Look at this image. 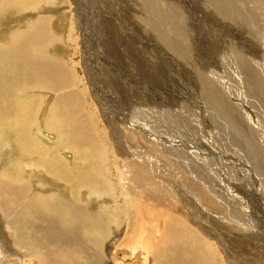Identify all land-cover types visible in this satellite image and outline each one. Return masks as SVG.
Here are the masks:
<instances>
[{"label":"rangeland","instance_id":"374dc122","mask_svg":"<svg viewBox=\"0 0 264 264\" xmlns=\"http://www.w3.org/2000/svg\"><path fill=\"white\" fill-rule=\"evenodd\" d=\"M40 1L36 10L29 3L28 10L22 11L15 0H4L0 16L10 10L16 15L33 12L25 23L42 16L51 24L59 18L66 24L70 53L66 52L68 60L59 58L57 63L65 69L67 81L76 82V95L68 107L88 115L92 141L86 145L99 142L107 152L110 170L115 173L113 182L124 185L121 180L127 170L129 186L138 184L136 191L143 193L146 187L134 182L133 171L135 166L139 170L140 159L149 162L153 182L159 185L156 190L163 191L168 202L180 197V205L189 214L185 213V223L213 236L207 240L219 255L214 257L215 264H229L228 257L264 264V97L258 91L259 85L264 86V0H224L223 7L214 0ZM151 24L155 33L161 30L165 34L167 43L154 37ZM40 44L50 48L53 42L48 38ZM36 96L39 99L33 94L21 99L37 102L34 115L41 104L45 111L53 100L50 93ZM67 110L63 106L60 111L65 114ZM9 119L0 114V124ZM86 145H77L72 154L83 159ZM53 149L58 155L65 150ZM194 167L201 171L198 178L193 175ZM97 170L107 177L102 169ZM118 185L114 184L113 191L118 190L119 195ZM170 218L167 215L165 220ZM13 226L9 222L8 227ZM8 227L0 228V246L16 264L22 253L9 239ZM27 254L23 262L35 264L34 254Z\"/></svg>","mask_w":264,"mask_h":264},{"label":"bare ground","instance_id":"6f19581e","mask_svg":"<svg viewBox=\"0 0 264 264\" xmlns=\"http://www.w3.org/2000/svg\"><path fill=\"white\" fill-rule=\"evenodd\" d=\"M3 1L0 0V6ZM214 1L223 7L224 0ZM15 2L22 6V11L28 10L29 3L32 4L33 10L42 4L40 0H15ZM10 11L0 16V50L2 51L0 54V108L3 109L0 114L10 117L9 120L0 124V228L8 227L9 222L14 225L12 229L8 227L11 236L9 239L16 248L21 249L22 253L20 259L16 257V264L27 263L23 261L28 256V252L34 254L35 264H215L214 257L219 255L207 240L213 236L207 234L209 231L204 228L200 229L203 232L201 233L195 228L196 226L193 228L192 224L191 227L185 223L187 211L185 212L186 207L180 205L178 201L180 197H176V203L168 202L169 197L164 195L163 191L156 190L159 185L153 182L149 162H141L140 159L139 163L136 162L139 170L136 171L135 166L133 171L134 182L137 181L146 187L142 193L136 191L138 184L135 185L136 187L131 184V187L127 183V170L121 180L124 185L113 182L115 173L113 175L110 170V159L99 142H94L90 147L86 145L89 143L88 140L92 141L89 117L87 114L84 116V112L79 109L74 113L68 107L72 106L76 95V82L69 83L65 69L57 63L59 58L68 60L66 52L71 44L66 40L65 31L68 29L66 24H61L60 18L58 22L52 19L55 24H51L49 19L42 16L36 21L25 23L30 19L28 15L33 12H17L19 14L16 15V11ZM66 15L68 16V13ZM28 29L30 31L25 36L24 33ZM152 32L157 40L167 43L168 38L161 30L160 34L155 33L153 29ZM48 38H51L53 42L50 48L40 44ZM89 41L91 42V39ZM184 57L186 58V55ZM258 91L260 96L264 97V86L259 85ZM44 92L52 95V105L46 109L47 114H45V105L41 104L37 115H34L37 102L21 99L29 94L38 98L36 95ZM63 106L68 108L65 114L60 111ZM39 117L41 121H38ZM77 131L84 132L85 135L80 137ZM206 136L211 135L206 134ZM42 138L50 146H46ZM57 138L60 140L59 143ZM82 144H85L88 149L83 151V159H80L78 153L72 154V150ZM53 147L65 150L58 155ZM84 152L88 154V157ZM92 153L97 155L92 157ZM97 169H102L107 177L104 174L101 175ZM200 172L198 168H193L194 177L201 176ZM93 176H95L94 179H92ZM114 184L119 186V195L117 189V192L113 191ZM193 184L195 188L196 184ZM249 204H251L250 201ZM165 209L167 211L163 213ZM167 215L173 218L167 221L165 220ZM175 216L177 219H174ZM122 229H124L123 236L120 235ZM224 253L226 256L225 251ZM228 258L229 264L247 263L238 261L237 258L234 260ZM12 260H14L13 256L5 247L0 246V264H13L15 260L14 262Z\"/></svg>","mask_w":264,"mask_h":264},{"label":"water","instance_id":"95a60500","mask_svg":"<svg viewBox=\"0 0 264 264\" xmlns=\"http://www.w3.org/2000/svg\"><path fill=\"white\" fill-rule=\"evenodd\" d=\"M86 26V25H85ZM83 45V44H82ZM90 84V83H89ZM97 98H100V97H97Z\"/></svg>","mask_w":264,"mask_h":264}]
</instances>
